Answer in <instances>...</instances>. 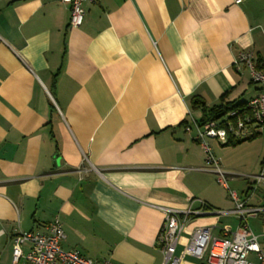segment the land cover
Instances as JSON below:
<instances>
[{
	"label": "crops",
	"instance_id": "0c3cea01",
	"mask_svg": "<svg viewBox=\"0 0 264 264\" xmlns=\"http://www.w3.org/2000/svg\"><path fill=\"white\" fill-rule=\"evenodd\" d=\"M84 6L72 27L61 0H0V264H14L15 234L48 232L56 218L64 249L120 264L162 262L163 206L225 208L190 214L177 253L198 226L224 237L240 224L186 125L203 117L194 95L211 107L259 92L237 58L251 49L264 63V0ZM209 143L246 204L263 208L248 221L264 250V129Z\"/></svg>",
	"mask_w": 264,
	"mask_h": 264
},
{
	"label": "built area",
	"instance_id": "2783aa9c",
	"mask_svg": "<svg viewBox=\"0 0 264 264\" xmlns=\"http://www.w3.org/2000/svg\"><path fill=\"white\" fill-rule=\"evenodd\" d=\"M70 6V25L79 27L85 17L86 2L98 0H61ZM239 3L242 0H233ZM237 63L250 70L253 82L259 85V92L251 97L245 110L233 109L218 119L200 122L193 119L187 123L186 130L196 128V138L206 153V164L218 175V181L230 189L226 172L214 154L210 140L220 144H228L232 140H247L259 135L264 129V70L256 66V55L247 49L239 53ZM260 180L261 177H258ZM231 190V189H230ZM231 198L235 202L232 213L238 215L240 224L236 229L226 225L223 227L226 236L216 237L210 226H198L191 239L181 253H177V244L184 224L192 213H220L222 210H209L207 203L200 200L202 208L181 210L174 207H162L165 220L159 232V245L163 252L160 264H185V256L190 255L203 261L202 264H253L248 260L250 253H255L259 262L264 264V250L259 242V235L249 224V217L263 210L262 207L246 204L237 191L231 190ZM64 224L56 218L48 226V232L34 230L23 231L13 237L14 247L12 259L14 264H120L110 259L96 260L86 256L78 248L64 249L61 245L65 239ZM28 250H24L25 245Z\"/></svg>",
	"mask_w": 264,
	"mask_h": 264
},
{
	"label": "trees",
	"instance_id": "16d2710c",
	"mask_svg": "<svg viewBox=\"0 0 264 264\" xmlns=\"http://www.w3.org/2000/svg\"><path fill=\"white\" fill-rule=\"evenodd\" d=\"M256 66L259 69L264 70V63H263V60L261 57L256 58ZM191 103H192V106L194 108H200L202 110L203 117L200 120V122H205L208 120L221 118L222 116L226 115L228 112H230L233 109L245 110L247 101H242V102L227 101L226 102L224 99V96H223L222 102L220 104L209 107L205 104V102L199 96L194 95L191 99ZM256 136H254L252 138H255ZM252 138H250V139H252ZM247 140H249V139H247ZM244 141H246V140H241V141L232 140L228 144L236 145V144H239V143L244 142ZM206 208L209 210H215L216 209L213 206L209 205L208 203H207Z\"/></svg>",
	"mask_w": 264,
	"mask_h": 264
},
{
	"label": "rangeland",
	"instance_id": "374dc122",
	"mask_svg": "<svg viewBox=\"0 0 264 264\" xmlns=\"http://www.w3.org/2000/svg\"><path fill=\"white\" fill-rule=\"evenodd\" d=\"M194 132L196 133V128H194ZM217 158L219 159V157L217 156ZM218 178V177H217ZM245 181H242V184H244ZM228 184L230 186V189L231 190H235L238 192L239 195H242L243 192H242V189H239L237 185L233 184L232 181L230 179H228ZM241 184V183H240ZM244 186H246V183L244 184ZM230 189H227V194L230 195L231 194V190ZM227 200H230V197L229 199ZM222 211H225V208L222 210Z\"/></svg>",
	"mask_w": 264,
	"mask_h": 264
}]
</instances>
